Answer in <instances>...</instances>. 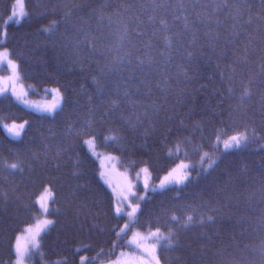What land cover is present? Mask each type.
I'll return each mask as SVG.
<instances>
[{"label":"trees","instance_id":"1","mask_svg":"<svg viewBox=\"0 0 264 264\" xmlns=\"http://www.w3.org/2000/svg\"><path fill=\"white\" fill-rule=\"evenodd\" d=\"M205 2L207 0H201V3ZM248 3L251 8L244 19L251 16L253 23L246 26L239 37L233 38L231 26L234 21L228 11L216 14L211 29L219 32L220 40L213 49L203 36L208 29L195 15L201 11L200 6L186 0L187 11L183 15L189 16L190 24L195 22L199 44L203 45L189 63L186 54L194 50L187 45L191 36L184 35L183 21L173 22L171 11L166 12L163 8L158 16L168 19L171 29L168 34H180L172 49H165L164 33L158 31V25H145L146 36L139 38L133 32L130 43L120 47L117 37L121 21L129 15L125 9L131 4L133 11L146 19L148 13L140 12L144 0H25L28 15L20 23L9 24L7 20L15 0H0V40L4 41L0 47L7 48L11 58L18 63L20 76L30 95L35 99L48 98L50 95L46 90L53 87L60 88L65 97L64 110L54 120L41 119L45 114L23 108L10 95L0 98V101L5 97L11 100V104H3L0 113L5 117L0 121V261L8 260L7 238H14L21 227L34 223L24 206L30 199H35L34 193L40 182L53 177H57L56 183L65 188L56 205L61 214L50 216L58 222L46 235L43 234V247L39 250L43 256L32 255L31 264H52L63 262L65 258L66 264H81V257H87L83 264H103L130 249L127 243H122L113 250L109 242L115 239L114 235L109 236V230L117 223L122 227L125 220L113 218L109 205L110 197L115 200L114 195L101 177L97 159L82 142L89 137L76 134L85 121H99L104 111L101 107H97L94 114L89 111L99 105L100 99L96 96L93 77L99 78L98 74L103 73L106 91L113 99L123 98V91L128 88L131 99L137 101L138 106L133 107L127 98H123L120 107L108 115L107 122L92 129L98 134L112 127L122 129V134L128 137L127 153L114 150L111 142L102 137L96 141L97 149L118 156L127 167H148L154 181L183 159L197 160L203 152H209L213 158L219 155L212 150L215 130H219L221 148L223 139L236 134L237 129L243 131L245 125L257 133L256 142L247 148L229 150L214 171L189 184L180 200L173 199L175 192H168L166 196L154 194L153 201L145 205L140 224L133 225L125 240L129 241L134 229L146 232V221L150 217L160 218L157 224L160 226L172 214L194 215L197 220L212 216L211 222L196 224L188 230L177 227L180 246L171 251L159 249L160 262L264 264V24L258 22L264 7L261 0H248ZM243 7L247 8L248 4ZM216 20L220 21L219 26ZM52 21L59 22V28L49 37L41 28ZM4 33H7L6 39ZM85 33L89 43L95 46L94 52L82 43ZM149 39L152 42L150 49L144 44ZM228 39H232V43H227ZM125 53L131 55L125 56ZM147 53L154 58V63L146 64L141 70L137 67L136 57L144 58ZM185 72L190 80L185 79ZM145 79L151 81L150 94L143 88L136 92L134 87L137 80ZM228 87L234 89L235 98L226 94ZM245 87L251 90V96L237 108L238 97ZM220 94H224L222 116L218 114L221 108L217 107ZM89 95L93 97L92 105L88 104ZM153 104L161 106L159 114L151 112L148 106ZM229 110H232L231 117ZM145 111L150 119L141 116V125L132 129L129 121L134 124L137 116ZM25 120L30 124L22 139L10 137L2 126L3 122ZM196 124H200L202 131L194 130ZM148 128L152 129V134L145 143L140 136ZM168 128H173L171 142L159 143ZM177 136L188 137L192 143L182 145L179 152L173 150L172 155H168V148L173 147ZM132 142L135 147L131 146ZM201 143L204 147L198 155L194 148ZM77 159L81 162L79 169L74 167ZM17 161L22 163L23 173L12 172L4 166ZM77 171L81 174L79 179L73 177ZM76 185L82 187L77 198L72 199L67 190ZM161 201H164L163 205ZM168 226L172 227L171 224ZM77 248L79 252H76Z\"/></svg>","mask_w":264,"mask_h":264},{"label":"snow or ice","instance_id":"2","mask_svg":"<svg viewBox=\"0 0 264 264\" xmlns=\"http://www.w3.org/2000/svg\"><path fill=\"white\" fill-rule=\"evenodd\" d=\"M16 4L19 6V13L13 12L12 15L8 17L9 20L13 19V16L19 15L21 17L28 15L27 12L24 11L23 0H15ZM192 5H199L201 8L200 12H196L195 15L197 19L200 21L202 25H204L208 30L204 31L203 36L207 45L213 49L217 46L220 40L219 32H215L211 29V24L213 22V18L216 14L221 13L225 10L228 11L230 19L234 21L232 24L233 38L239 37L243 33V29L251 25L253 23V18L249 16L247 20L244 19V15L247 11H250L251 5L248 3V0H207L205 3H201V0H188ZM248 4V7L245 8L243 5ZM262 7H264V0H261ZM146 5V6H145ZM174 5V7H173ZM164 9L166 12L171 11L172 13V21H183L184 35L187 36L190 34L191 38L187 40V45L190 48H193V51H188L186 54V60L191 63V61L195 57L196 50L203 48V45L199 44V35L198 29L196 28L195 22L189 23V16L183 15L184 12L187 11L186 0H144V4L141 5L140 12L148 13L146 19H143L141 14H137L133 11V6L130 4L128 8L125 9L126 13L129 15L126 16L124 20L121 21L122 27L120 29L119 35L117 37L118 42L121 48L125 47L126 42L130 43L129 37L134 32L137 37L143 38L147 35L144 30L145 25H151L153 27H157L158 31L163 32L162 41L165 49H172L174 45V40L179 37L180 34L169 35L168 33L171 31L170 23L168 19L163 16H158V13L161 9ZM179 13V14H178ZM234 13V14H233ZM67 15L65 16V22L67 21ZM103 19V18H101ZM17 23L20 21L17 20ZM217 26H219L220 21H215ZM258 22L264 24V14L258 17ZM134 25V27H129V25ZM59 28V22L52 21L47 26H42L41 31L47 36H54ZM235 29H240V31H235ZM83 31L82 29L80 30ZM153 35H156L154 32ZM4 38H7V33H4ZM3 40H0V44H3ZM85 45L89 47V50L94 52L95 46L94 44H90L87 34L85 33V39L82 41ZM227 43H232V39H228ZM145 47L151 48L152 42L151 40L144 41ZM247 52V48L244 49ZM130 53H125V56H130ZM9 53L7 51L0 52V58H7ZM123 60V57L121 58ZM137 67L143 70V67L147 64L151 66L154 63V58L150 53L145 54L144 58L136 57ZM131 59L128 60V63L131 64ZM243 62V61H241ZM9 65L16 69L18 65L14 64L12 60H8ZM22 70V69H21ZM99 78L93 77V84L96 88V96L99 97V105L93 106L89 109L90 113H95L97 107H101L104 109L99 121L95 119H91L89 121H85L79 128L76 130V134L78 136L85 135L89 138L87 140L82 141L86 145H96V141L101 137L105 141H110L111 146L116 151L123 150L125 153L128 151L129 143L128 137L122 134V129L112 127L106 129L105 133H97L92 131L94 126L98 124H104L107 122V117L110 113L115 111L120 107L123 98H127L128 103H130L133 107L138 106L137 101L131 99L132 93L125 88L123 91V98L117 97L115 99L112 98V95L106 91L107 85L103 82L104 76L103 73L98 74ZM185 79L190 80L191 77L188 76V73H184ZM165 87L167 88L166 82ZM151 81L145 80H137L134 87L136 88V92H140V90L146 89V94L151 93L150 88ZM83 87V86H82ZM200 87H204L201 85ZM48 91V90H46ZM52 92L56 93V102L47 105V106H35L36 111L43 113L41 119H49L54 120L57 116L63 112L64 107L60 103L61 100H64V94L61 92L60 88L51 89ZM226 94L229 97L235 98V91L232 87H228L225 90ZM183 94V93H181ZM15 95V94H14ZM221 99L217 105V107L221 108L219 115L224 114L223 110V99L224 94H220ZM251 90L247 87L243 89L240 96L238 97L239 104L237 108L242 106L246 99L250 98ZM107 97V99H105ZM16 99L19 100L23 104H27V100L23 99L22 96L17 95ZM11 104V100L8 97H5L4 101H0V113L3 112V104ZM93 97L91 95L88 96V104L92 105ZM153 114H159L161 109L160 105H149ZM231 108V106H230ZM213 115H217V113L213 112ZM229 117L232 116V110L228 111ZM141 116L144 118H149L148 111H145L141 115L137 116L136 122L133 124L129 121V124L132 129H136L138 125H141ZM123 118V117H122ZM5 119V117L0 114V121ZM166 119H172V117H166ZM181 125H184V121H180ZM30 124V121L25 120L23 123L13 124L10 127L8 125H3V127L7 128V131L10 136L15 139H22L23 136L27 135L26 128ZM244 130L240 131L237 129L236 134L230 135L227 139H223L222 148L219 146L221 144V136L219 134V130H215V143L212 145L213 152L219 153L215 158L210 155L209 152H203L200 155L204 145L201 143L196 146L194 150L200 155V159L198 163H193L191 165L180 163L171 171L168 172L166 176H164L163 180L160 181L158 185L152 184L150 185L149 179L145 178L143 181L142 189L139 191L143 192V195H138L137 191H132L135 185H132L129 182V187L127 190V195L124 192H116V189L113 188L112 192L115 195V200H112L110 197V211L113 214V218L117 221L127 219V222L123 224L121 227L119 223L114 225L109 230V236L115 237V239L110 240L109 242L112 244L113 250L116 247L120 246L122 243H127L128 245L135 244L137 248L142 249L149 256V264H161L159 257L157 256V249L159 248L161 251H171L177 247H179V236L177 231L175 230L177 227L183 230H188L195 226L196 224L203 225L206 222H211L213 220L212 216L202 217L197 220L194 215L184 214L183 216L172 214L168 217V220L165 224L157 226L160 218H149L147 223V228L145 231L147 235H142L140 233H136L133 236V239L130 241H126L125 237L128 232L132 230L134 224H140V218L144 215L146 208L145 205L151 203L154 199L155 195L166 196L168 192H175L176 195L173 197L175 200L181 199V193L184 189L191 183L197 181L202 176L210 174L211 171H214L216 167H218L219 162L223 159L226 152L233 149H241L247 148L251 143L256 142L257 133L256 130H249L245 125L243 126ZM186 130V129H185ZM195 131H202L200 124L194 125ZM179 131V129H177ZM152 129L148 128L144 130L141 139L147 142L149 138H151ZM173 135V128H168L166 133L163 134L160 138L159 143L163 144L165 142H171L170 138ZM192 142L188 137H179L177 136L176 141L174 142L173 147H169L167 154L172 155L173 150L179 152L180 147L188 146ZM132 147H135L134 142L131 144ZM144 145H141L143 147ZM63 151H67L64 149ZM80 160L77 159L74 167L79 169ZM4 166L11 170L12 172L19 171L23 173L24 169L22 167V163L12 162L6 163ZM59 165H57L58 167ZM140 172L149 173V168L144 167L140 169ZM140 172H138L137 178L140 176ZM195 172L196 175L193 176L192 173ZM80 173L74 172L73 177L75 179L80 178ZM103 176V173H101ZM57 177H53L46 182H40L37 191L34 193L35 199H30L29 204L25 205V211L29 213L30 218L34 221V223H28L26 226L21 227L19 229V234H16L13 237H8V260L6 262L0 261V264H24L25 257H30L31 255L39 254L43 256L39 250L43 247L44 235L47 234L58 222L54 219H48V216L60 215V208L56 207L60 202V196L62 192L65 190L64 185H58L56 181ZM105 183H107L105 181ZM81 185H76L74 188L69 186L68 188V196L72 199L77 198V192L81 188ZM111 187V185H109ZM160 191H157V190ZM134 198V199H133ZM161 204H164V201H161ZM83 207V205H81ZM87 213H85L86 217ZM39 217H45L44 219H39ZM171 224L172 227L168 225ZM141 227H144L141 224ZM153 228L155 230L153 231ZM161 228L166 229V231H162ZM22 241L25 243L22 244ZM150 245V246H149ZM87 247V246H85ZM80 249L77 248L76 252H79ZM103 252V249H101ZM87 260V257H81V264ZM52 264H66V258L63 262L55 261ZM113 264H118V261L113 262Z\"/></svg>","mask_w":264,"mask_h":264},{"label":"rangeland","instance_id":"3","mask_svg":"<svg viewBox=\"0 0 264 264\" xmlns=\"http://www.w3.org/2000/svg\"><path fill=\"white\" fill-rule=\"evenodd\" d=\"M23 7L25 11V0H23ZM19 13L20 8L16 4H14V8L12 11L13 12ZM11 14V15H12ZM24 16L21 17L19 15L13 16L12 20H7V24L14 22L17 23L16 21L19 20L20 22L23 20ZM19 22V23H20ZM7 51L9 53V56L7 58H0V98L4 97L5 95H10L16 103H18L20 106L23 108L30 110V111H36L35 106H47L51 105L56 102V93L52 92L51 89H56V88H48L49 92V97L47 98H38L35 99L30 95L29 88L27 85L22 81V78L20 76L19 68L17 67L16 69H13L11 65H9L8 60H12L14 64L18 65V63L11 58L10 56V51L7 48L0 47V52H5ZM15 94V95H14ZM20 95L23 97V99L27 100V104L21 103L19 100L16 99V96ZM61 104H63V100L60 101ZM38 112V111H36ZM40 113V112H38ZM24 122V121H23ZM23 122H3V125H8L9 127L13 124H19ZM6 130L7 134L9 135L7 128L4 127ZM10 136V135H9ZM12 137V136H10ZM14 138V137H12ZM15 139V138H14ZM87 140V139H86ZM90 154L95 157L100 165L101 168V173H103L102 179L103 181L107 182L105 183L108 188L111 190L115 188L116 192H124L125 195H127V190L129 187V182H131L132 185H135L132 189V191H137L138 195H143L142 191H139V189H142L143 187V181L145 178L149 179L150 185L156 184L158 185L161 180H163L164 176H162L159 180L154 181L153 175L151 170L149 169V173H143L140 172V168H130L125 166L124 164L121 163L120 159L118 156L114 155H109L105 154L97 149V145H86ZM200 159V158H199ZM199 159H183L178 164L184 163V164H193V163H198ZM177 164V165H178ZM176 165V166H177ZM175 166V167H176ZM174 167V168H175ZM140 172L139 178H137V173ZM111 185V187H109ZM159 191V189L157 190ZM113 193V192H112ZM114 195V193H113ZM115 198V195H114ZM134 199V198H133ZM45 217H39V219H44ZM48 219H53L52 217L48 216ZM125 222H127V219H125ZM124 222V223H125ZM123 226V225H122ZM154 231V230H153ZM136 233H140L142 235H147V232H139L138 229H134L130 235L129 241L133 239V236ZM43 235V233H42ZM25 242L22 241V244ZM150 246V245H149ZM130 249L121 251L117 255L116 258H114L112 261H108L103 264H113V262L118 261V264H149V256L147 253L142 251V249L137 248L135 244L129 245ZM158 250L157 249V256H158ZM32 256V255H31ZM30 257H25V262L24 264H31L30 263ZM85 262V261H84ZM162 264V263H161Z\"/></svg>","mask_w":264,"mask_h":264}]
</instances>
